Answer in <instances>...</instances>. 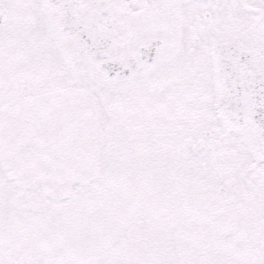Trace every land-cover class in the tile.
Instances as JSON below:
<instances>
[{
  "label": "snow or ice",
  "instance_id": "obj_1",
  "mask_svg": "<svg viewBox=\"0 0 264 264\" xmlns=\"http://www.w3.org/2000/svg\"><path fill=\"white\" fill-rule=\"evenodd\" d=\"M0 264H264V0H0Z\"/></svg>",
  "mask_w": 264,
  "mask_h": 264
}]
</instances>
